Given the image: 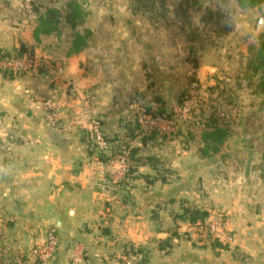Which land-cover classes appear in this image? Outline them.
Listing matches in <instances>:
<instances>
[{"label":"crops","instance_id":"0c3cea01","mask_svg":"<svg viewBox=\"0 0 264 264\" xmlns=\"http://www.w3.org/2000/svg\"><path fill=\"white\" fill-rule=\"evenodd\" d=\"M92 1L86 0L85 16L76 28L61 18L54 32L35 36L48 8L28 11L24 0H0V47L12 51L25 46L37 61L13 80L0 73L1 264L25 263L17 254L31 250L48 228L61 240L50 264H65L75 240L84 250L85 264H118L120 253L122 264H137L144 248L149 264H264V196L248 187L246 194L212 191L211 198L225 217L224 234L221 244L203 248L188 231L183 234L186 240L178 243L180 234L169 232L162 223L165 219L157 215L161 207L174 208L193 194L174 181L173 160L167 166L170 178L161 182L160 170L150 167L140 168L137 178L126 184L120 183L124 177L114 186L107 182L104 157L90 146V126L81 108L96 94L93 111L111 141L125 132L127 108L105 95L121 89L108 84L109 74L98 65ZM39 99L53 100L60 107L59 125L49 123ZM161 243L173 249L165 252Z\"/></svg>","mask_w":264,"mask_h":264},{"label":"rangeland","instance_id":"374dc122","mask_svg":"<svg viewBox=\"0 0 264 264\" xmlns=\"http://www.w3.org/2000/svg\"><path fill=\"white\" fill-rule=\"evenodd\" d=\"M69 1L24 0V8L44 11L62 3L65 9ZM92 4V39L98 65L109 74L108 84L121 89L105 95L111 97V102L121 101L127 108L125 123L136 126L137 140L129 147L139 148L143 139L158 133L157 140L139 148L140 155L158 158L160 182L170 178L167 166L173 160L174 181L193 193L191 200H180L174 208L158 209V217L165 219L162 223L169 232L180 234L178 243L186 240L183 234L188 231L195 234L203 248L221 244L225 217L214 204L212 191L217 188L228 196L231 190L246 194L248 187L256 196H264V95L258 87L264 71L256 72L253 65L249 66L264 40V2L254 7H240L236 0H93ZM26 57L32 65L18 76L36 65L33 54ZM91 98L85 99L81 108L89 133L98 129L108 139L102 120L93 111L91 102H96V94ZM156 99L163 103V117L157 113ZM39 101L48 112L49 123L59 125L60 107L50 99ZM213 113L218 123L230 131V137L218 153L203 158L202 132ZM126 133H121L118 144L109 143L108 149L99 148L94 138L92 147L97 155L111 157L115 146L124 147ZM171 154L175 156L171 158ZM128 155L129 149L119 161L103 164L109 184L114 186L124 177ZM187 209L208 212L209 217L198 226L203 232L182 220ZM40 235L31 250L17 254L20 259L24 257L25 264H37L39 257L34 252L41 251L51 238L56 239L55 251L44 264L56 258L61 246L58 233L48 228ZM163 243L159 245L162 249ZM69 248L65 264L86 263L79 242L75 240ZM164 248L165 252L173 249L172 245ZM143 251L137 264L150 263L147 248ZM116 256L122 264L123 254Z\"/></svg>","mask_w":264,"mask_h":264},{"label":"trees","instance_id":"16d2710c","mask_svg":"<svg viewBox=\"0 0 264 264\" xmlns=\"http://www.w3.org/2000/svg\"><path fill=\"white\" fill-rule=\"evenodd\" d=\"M240 7H254L258 6L261 3L264 2V0H236ZM86 3V0L83 2L72 0L69 1L66 5L67 11L62 13L63 7H53L48 8L44 15L40 16L39 18V28L35 31V36H38L42 33H51L54 32L57 28V25L59 24L61 18L65 20L71 27L76 28L79 23L82 22L84 16H85V9L84 4ZM87 38L90 36L89 34L86 35ZM77 39L81 40L83 39L82 35H78ZM77 45H79L77 43ZM27 55H32V52L28 50L25 46H21L18 49L9 51L5 50L0 47V63L9 60V59H17V60H23L27 58ZM252 59L249 66L255 67V71L257 72L260 69H263L264 71V40L260 44L259 49L256 51L254 55H252ZM0 73L3 75V77L7 80H13L18 75L14 71H12L9 68H5L0 65ZM259 89H262V94L264 95V73L263 76L260 79V83L258 84ZM157 107V113L159 116H164V106L163 103L160 100L156 99ZM218 116L213 113L209 120L204 124L203 132H202V143L204 144L203 148L200 150V154L203 158L209 157L211 154H216L220 151L221 146H223L226 142V140L230 137V131L225 127L221 126L219 123ZM125 130L128 131V133L125 134V138L127 139V142H124L123 146H115L114 149H112V156L106 157L103 156L102 158L104 163H107L110 160H118L121 159L123 154H126L127 150L129 149V155H128V169L124 175V178L120 183L126 184L130 180H134L137 178V174L139 172V169L142 167H151L153 169H158L159 160L156 157H143L140 155L139 148H130L129 144L130 142H133L136 138V126L132 125L131 123H125L123 126ZM89 139H90V146H94L93 142V136L92 133H89ZM160 135L156 132H153L151 137L149 139H143L141 141L142 145H147V141L150 140H157ZM178 135L174 136V138H177ZM120 139L115 140H108L109 143H113L116 141H119ZM122 147V148H121ZM128 154V153H127ZM192 210V209H191ZM187 209L185 211L186 217H182L183 221H188L190 223V226L192 228H195L196 230H200L198 226L202 225L203 222L209 217L208 212H200L199 210H192ZM201 231V230H200ZM105 232H108L105 231ZM203 232V231H201ZM166 246V245H165ZM164 246V247H165ZM163 247V246H162ZM163 247V249H165ZM162 249V250H163ZM23 263V262H22ZM21 263V264H22ZM25 264V263H23ZM38 264V263H37Z\"/></svg>","mask_w":264,"mask_h":264},{"label":"built area","instance_id":"2783aa9c","mask_svg":"<svg viewBox=\"0 0 264 264\" xmlns=\"http://www.w3.org/2000/svg\"><path fill=\"white\" fill-rule=\"evenodd\" d=\"M0 65L5 67V68L11 69L15 73H18L20 71L27 70V68L32 65V62L28 61L27 58H25L23 60L9 59V60H5V61L1 62ZM46 102H48V101H46ZM47 104L49 106H51V104L49 102ZM52 116H53V118H55L54 112H53ZM92 136H93L96 144L99 146V148L108 149L109 142L107 141V139L104 137V135H102V133L98 129L94 130V132L92 133ZM51 237H55V236L51 235ZM49 243H50V245H48ZM48 244L43 249H40L41 251H35L34 252L35 256H38L40 258V259L38 258V260H39L38 264H44L53 255V253L55 251V246H56V239L54 240V238H51L50 241L48 242Z\"/></svg>","mask_w":264,"mask_h":264}]
</instances>
